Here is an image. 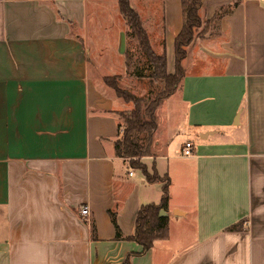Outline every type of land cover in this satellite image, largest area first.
<instances>
[{"label":"crops","instance_id":"obj_1","mask_svg":"<svg viewBox=\"0 0 264 264\" xmlns=\"http://www.w3.org/2000/svg\"><path fill=\"white\" fill-rule=\"evenodd\" d=\"M118 1L0 0V264H122L129 255L130 264H264V0H237L215 39L207 32L186 49L183 81L157 111L167 119H157L142 159L169 180L168 237L144 253L114 239L107 214L131 236L139 207L159 204L163 185L114 153L116 114L132 106L102 79L136 78ZM127 1L172 75L181 0ZM232 1L201 0V20ZM219 105L224 121L213 122ZM178 132L185 140L173 144Z\"/></svg>","mask_w":264,"mask_h":264},{"label":"trees","instance_id":"obj_2","mask_svg":"<svg viewBox=\"0 0 264 264\" xmlns=\"http://www.w3.org/2000/svg\"><path fill=\"white\" fill-rule=\"evenodd\" d=\"M237 3L225 11L221 9L215 13L209 21L202 22L199 12L202 8L201 0H181L182 27L174 39V73H166L165 50L156 54L150 44L148 36L142 27V21L138 14L130 7L127 0H119L118 8L128 28L127 37L136 39L137 48L142 57L133 58L127 49L125 54V66L131 75L139 80L147 79L151 85L159 84L161 88L154 97H137L131 92L118 86L120 77H104L102 82L110 89L116 98L124 103L131 104L132 109L128 112L117 113L119 124L117 132L119 138L114 142V153L117 158L128 159L129 167L139 170L148 183H162V195L159 204L140 206L134 222L133 234L124 238L116 224V212L107 211L110 222L115 231L116 241H132L141 247V253L151 249L155 241L166 240L168 237V219L159 217V211H167L169 197V180L166 176L162 180L156 172L149 176L140 160L151 155L153 135L157 128L156 113L161 105L170 98L179 88L184 78L182 63L186 58V49L195 38L196 31L203 25L208 26L205 34L209 31L210 24L215 28L222 16L232 13ZM223 14H222V12ZM204 34V35H205ZM203 35V37H204ZM202 37V38H203ZM130 255L122 264H130Z\"/></svg>","mask_w":264,"mask_h":264},{"label":"rangeland","instance_id":"obj_3","mask_svg":"<svg viewBox=\"0 0 264 264\" xmlns=\"http://www.w3.org/2000/svg\"><path fill=\"white\" fill-rule=\"evenodd\" d=\"M237 2H238L237 0H233L231 5L222 7L221 10L225 11L228 8L232 7L234 4H236ZM134 7L136 8L137 11L142 9L141 7L138 6V4H135ZM222 14H223V12H222ZM141 17H143V14H141ZM202 22H205V20H203ZM207 28H208V26H205L204 23H203V25L196 31L195 38L196 37L202 38L203 35L205 34V31L207 30ZM208 33L210 34L211 38L215 39L219 35L218 34V27L215 28L214 24H210V28H209ZM128 50H129L130 54L132 52L134 53L133 58H132L133 60H134V58L143 56L140 53L139 49L137 48L136 39L131 37V36L128 37ZM111 77H117V76H111ZM118 86L120 88H122V89H127L128 86H131L130 87L131 88V92L135 93V95L137 97H143V98H148V97L152 98V97H154L156 95V93L159 91V89L161 88V86L159 84L150 86L149 81L147 79L138 80L136 78H130V77H126V78L124 77L123 80L121 78H119ZM217 109L220 110V111L218 113H216V116H214L210 120L213 121V122L224 121V115H225L224 106L223 105H219V106H217ZM164 111H165V109H164ZM166 111L168 112L167 109H166ZM166 111L163 112V111L160 110L159 112L156 113L158 121H162L163 122L165 119H167V115L168 114H167ZM170 111H172L173 113L176 111L174 103H172L170 105L169 112ZM118 113H120V112H118ZM174 120H175V118H174ZM203 120L206 121V118H203ZM179 123H180V121L178 120L175 124L178 125ZM223 130L227 131V130H229V128H225ZM171 137H172V141H174L173 144H176V142L184 141L186 136L184 134H181L180 132H178V133H174V136H171ZM214 139H216V138H214ZM191 140L193 141V143L195 145L200 144V138L198 136L194 137ZM158 153H159V151H158ZM140 162H141V164H143L142 163V159L140 160ZM145 168L147 170V167H145ZM147 173L149 174V176H151V177L153 176V172L151 170H147ZM159 179L162 180L163 177H159ZM189 231H190V229H189ZM183 238L184 239L181 240V239L178 238V236L176 237V239L174 237L175 244H180V243L185 244L187 242L186 238H188V235H183ZM189 241H191V239H189ZM173 249H174V247H173Z\"/></svg>","mask_w":264,"mask_h":264},{"label":"built area","instance_id":"obj_4","mask_svg":"<svg viewBox=\"0 0 264 264\" xmlns=\"http://www.w3.org/2000/svg\"><path fill=\"white\" fill-rule=\"evenodd\" d=\"M192 144L190 142H185L183 144L182 150H181V155L185 158L191 157L192 156ZM132 175V171L130 170L128 172V176ZM79 216L81 218H87L89 216V209L86 206L80 207L79 208Z\"/></svg>","mask_w":264,"mask_h":264},{"label":"water","instance_id":"obj_5","mask_svg":"<svg viewBox=\"0 0 264 264\" xmlns=\"http://www.w3.org/2000/svg\"><path fill=\"white\" fill-rule=\"evenodd\" d=\"M159 217H167V213L163 210L159 211Z\"/></svg>","mask_w":264,"mask_h":264}]
</instances>
